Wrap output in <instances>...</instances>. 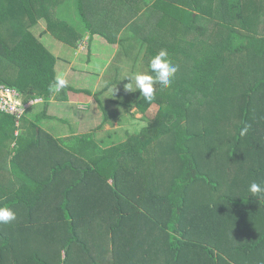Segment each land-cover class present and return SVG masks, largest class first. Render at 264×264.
<instances>
[{
    "label": "trees",
    "instance_id": "1",
    "mask_svg": "<svg viewBox=\"0 0 264 264\" xmlns=\"http://www.w3.org/2000/svg\"><path fill=\"white\" fill-rule=\"evenodd\" d=\"M256 1L254 15L264 19V0ZM245 7L243 0H0V86L14 89L26 106L20 116L0 106V207L16 215L0 224V264H99L85 254L72 257L76 245L88 250L80 235L92 229L96 207L93 219L105 220L114 236L127 216L159 214L162 222L147 234L158 242L153 254L127 251L130 264L264 259V232L252 228L264 211L245 210L264 209V191L221 188L231 170L246 164L236 165L235 158L253 148L264 150V32L250 27ZM143 18L153 22L149 46L133 31ZM104 25L115 26L119 38L110 37ZM131 28L133 34H123ZM47 34L73 47L86 36L89 43L102 35L128 54L137 49V38L146 43L143 65L148 68L164 49L177 72L169 87L155 85L152 101L133 91L136 113H142L138 120L145 122L139 128L131 124L135 132L122 127L124 136L116 130L97 139L111 116L108 109L94 131L57 137L60 128L43 129L52 117L46 106L54 98L66 100L74 88H51L57 56L42 41ZM122 76L94 93L85 91L101 102L111 87L131 83ZM36 99L43 108L30 103ZM112 114L120 123L136 118L131 109ZM75 198L81 203L76 207L87 205V219L72 210ZM50 230L56 242L45 244ZM143 232L131 233L128 242L140 238L142 243L145 226Z\"/></svg>",
    "mask_w": 264,
    "mask_h": 264
},
{
    "label": "rangeland",
    "instance_id": "2",
    "mask_svg": "<svg viewBox=\"0 0 264 264\" xmlns=\"http://www.w3.org/2000/svg\"><path fill=\"white\" fill-rule=\"evenodd\" d=\"M243 6L245 7V12L247 15H250V27L255 28L257 32L263 33L264 32V19L257 18V16L254 15V12L256 10L257 1L256 0H243ZM99 16L101 15L100 12H97ZM76 15V14H75ZM153 17H156L155 15ZM140 22V21H139ZM145 23V25H144ZM134 28L133 31L136 35H142V37L147 41L148 46L153 43V38L150 35V33H147L148 30L152 28L153 22H149L148 18H143ZM140 25V26H138ZM44 26V25H43ZM105 30L108 32L109 36L118 39L115 34V26L112 25H104ZM132 28L126 33V31H123V34L130 35L132 33ZM122 34V35H123ZM133 34V33H132ZM88 36L84 38L82 43L78 46V52L77 54H74V50L71 51L68 46L63 44V42L56 39L52 34H47L44 39H42L43 43L50 49V51L56 55L60 56V64L63 62H69L65 61L66 59H71L73 55L74 57V65L78 67L84 66V59L83 55H85V52H88L86 50V45L88 44ZM97 40V41H96ZM136 42L137 49H129V54L121 51L119 49V45L116 43H111L107 38H105L102 35H96L94 39L95 45L90 48V52L92 54V60L95 58L94 64L97 66L105 67L104 70V80L106 82H112L114 80H117L118 77L125 74L135 73L138 71H147L148 68L146 65H143L141 62H143L144 56L146 55V52H143L145 50L144 46H146V43L143 41L138 42L137 38L134 39ZM104 45V46H102ZM144 45V46H143ZM159 46V45H158ZM161 47V46H159ZM62 50V51H61ZM119 50V51H118ZM142 50V51H141ZM97 54H100L97 56ZM88 55V53H87ZM73 62V61H72ZM125 69H123V68ZM146 67V68H145ZM72 74L69 75V77L66 79L72 86L76 87H83L81 92L76 93L75 95H72V98L70 96V100L63 101L58 105L55 106V110H53L51 113L56 114L59 116L56 120L57 127L60 128L61 132L62 129H68V131L64 132V134H81V132H87L90 128H93V131L95 128L102 124L106 117L105 112L106 110L110 109L112 112H118L119 109H122L124 111L125 109H131L132 113H135L136 118H126V120L122 123L119 121L118 114H112L108 118V120L105 122L103 128L97 132L96 138H106L109 134L115 135L114 132L118 130V134L120 136H124V131H122V127H129L130 133L136 131L135 125L139 128L142 124L145 122L142 120H138L142 116V113H136V107L133 105L132 102H134L136 93L133 91H128L125 89L124 85L119 87H111L109 90L105 91L106 93L102 94L100 96L101 102L95 99V97L90 96L85 91L90 90L93 88V86L87 85L89 83V80H92L94 73L89 71H83V70H73L71 72ZM95 75H97L95 73ZM124 79H126L124 76H122ZM81 79V81H80ZM127 80L130 81V78H127ZM80 81V82H78ZM104 81V82H105ZM104 82L102 87H104ZM131 85L133 89H135V84L133 81H131ZM99 88L97 90H99ZM95 88H93L94 90ZM139 91V90H137ZM77 92V91H76ZM70 95V94H69ZM75 100H81L79 102H76ZM262 105L264 106V100H262ZM125 103H130V105L125 106ZM53 106V105H52ZM155 112V110H153ZM262 112H264V107L262 108ZM124 113V112H121ZM65 120V122L63 121ZM135 124V125H131ZM43 129L47 130L46 124L43 125ZM264 130L262 131V133ZM137 133V132H136ZM257 139V138H256ZM258 140V139H257ZM253 146V145H251ZM256 146V145H255ZM236 160L233 161L236 165H241L243 163H246L242 167H239L235 170H231L228 174V181L223 182L221 185V188H225L226 191L231 192H250L249 187L250 185L255 182L259 184L262 188H264V171L260 170L259 168L264 165V162L262 160L264 159V150L259 149L256 151L254 148L251 150H248L247 153H245L244 157L235 158ZM169 163V162H167ZM177 170V169H176ZM176 170H171L170 172H175ZM237 173V174H236ZM111 182V180L109 181ZM151 191H154L153 188L149 187L147 188ZM148 191V190H147ZM218 192L217 194H219ZM257 198V197H256ZM148 202V201H147ZM73 208L72 210L77 213H83L81 217L87 219L88 213V207L87 205H83V207H76L80 205L81 203L76 200V198L72 202ZM156 204V203H154ZM97 208V207H96ZM94 208L91 211V221L92 224L91 230L83 231L80 235L81 240L86 243V247H88V250L86 253H83L81 250V245H76L77 248L73 252L72 257L76 256H83L84 254L87 256H92L94 260L99 261V264H118L116 259V252H121V257H119V264H130L133 262H128L125 258V253L130 250L138 251L141 249L142 253H148L153 254L154 252V246L158 244L156 239H147V234H149V230L157 229L158 223L162 222V220L157 221L159 214H151L147 211L140 212L137 217L127 216L125 219H123V225L122 228L117 232L116 236H114L111 232H108L107 225H105V220L99 222V219H93V215L95 212L98 211V209ZM155 207H152V209H155ZM205 209V207H202ZM113 210V209H111ZM245 210H248L251 212V214L260 215L263 213L264 209L261 206H258V210L255 211L254 207L248 206ZM241 214H244L241 213ZM95 217V216H94ZM108 220L111 222L115 220V217L108 216ZM192 220V217L190 218ZM195 220V219H194ZM231 223V220L228 221ZM236 226L240 228L241 224H238L236 222ZM143 226L146 227V238H142V243L140 242V238L135 239V241L131 242L128 240L133 239L132 234L136 235V233H139L141 236L143 233ZM223 226H227V224L224 223ZM199 229L201 226L199 225ZM204 228V227H203ZM255 231L258 230V228L261 229V231L264 232V219L257 220L256 223L253 224L252 227ZM202 230V229H200ZM45 244L51 243L53 241L56 242V235L53 233V231H48V233L44 234ZM37 241V240H35ZM52 248V247H49ZM90 249V250H89ZM264 250V245L263 248ZM156 251V249H155ZM252 259V257H251ZM249 258H244L242 263L240 264H264V259H257V260H251ZM75 260V259H73ZM253 261V262H252ZM97 262V261H96ZM88 264H93L92 261L88 262Z\"/></svg>",
    "mask_w": 264,
    "mask_h": 264
},
{
    "label": "clouds",
    "instance_id": "3",
    "mask_svg": "<svg viewBox=\"0 0 264 264\" xmlns=\"http://www.w3.org/2000/svg\"><path fill=\"white\" fill-rule=\"evenodd\" d=\"M168 54L164 49H161L158 53L151 57L148 63L147 71H138L135 73L125 74L124 77L130 78V81H133L135 84V89H133L131 83L124 85L125 89L128 91L139 90L141 96L144 97L147 101H152L155 95V85L160 84L164 88H167L171 85L177 68L172 62L167 58ZM68 86V81L63 77V75H57L54 79V82L51 84V88L60 92L62 89ZM34 104L43 102L41 99ZM248 130L246 125L242 131L241 135H244ZM249 191L255 195L264 191L259 184L253 182ZM15 213L8 207H0V224H8L11 221L15 220Z\"/></svg>",
    "mask_w": 264,
    "mask_h": 264
},
{
    "label": "crops",
    "instance_id": "4",
    "mask_svg": "<svg viewBox=\"0 0 264 264\" xmlns=\"http://www.w3.org/2000/svg\"><path fill=\"white\" fill-rule=\"evenodd\" d=\"M88 38H89V36H88ZM94 39H95V37L93 38V40L91 41V42H89L87 45H86V50L88 51V52H85V55L84 54H82L83 55V59H84V66H82V67H78V66H75L74 65V57H75V55H73L72 56V58L70 59H66L65 61H69L68 63L67 62H63L62 64H60V59H61V57L60 56H57V63H56V72H57V75H63V77L65 78V79H67L68 77H69V75L70 74H72L71 72L73 71V70H83V71H89V72H93L94 73V71H95V73L97 74V75H95V73H94V75H93V77L91 78L92 80H90V79H88L89 80V83L87 84L88 86H89V88H90V86H93V88H95L94 90H93V88L92 89H90V91L91 92H96L97 91V89L99 88V87H102V85H103V82L105 81L104 80V70H105V67H100V66H97L96 64H94V61H95V58L92 60V54H91V52H90V48H92L93 47V45L94 46H97L98 44H96L95 45V43H94ZM97 41V40H96ZM81 44V43H80ZM80 44H78V46L80 45ZM118 45V44H117ZM68 47H69V49H71V51H73L74 50V54H77V52H78V46H76V47H73V46H69V45H67ZM102 46H104V45H102ZM62 51V50H61ZM87 53H88V55H87ZM98 55H100V54H97V56ZM73 61V62H72ZM80 81H81V79H80ZM80 81H78V82H80ZM69 86H71V87H73L74 89V91H72V90H70L69 92H68V96H67V98H66V100H57V99H52L51 100V102H50V104H48L47 106H46V109H47V113H49V114H51V118L50 119H47V120H45L47 123H46V126H47V130L49 131V132H54V130L55 129H58V127H57V123H56V120L55 119H58L59 118V116L58 115H56V114H52L53 112V110H55V106L57 107L58 105H60V103H62L63 101H68V100H70V96H71V94L72 95H75L76 93H78V92H81V90L83 89V87L81 88V87H74V86H72L70 83H69ZM100 89V88H99ZM76 90H80V91H77L76 92ZM87 90V89H86ZM70 94V95H69ZM91 95H89V97H90ZM71 98H72V96H71ZM76 102H79V101H81V100H75ZM41 104H43V103H41ZM41 104H39V103H37L36 105H35V109L36 108H43L44 106V104L43 105H41ZM53 105V106H52ZM52 113H51V112ZM60 119V118H59ZM58 130H60V129H58ZM64 132H65V129H62V132L61 133H56V135H57V137H59V135H60V137H67V136H69L70 134H64ZM59 134V135H58Z\"/></svg>",
    "mask_w": 264,
    "mask_h": 264
},
{
    "label": "built area",
    "instance_id": "5",
    "mask_svg": "<svg viewBox=\"0 0 264 264\" xmlns=\"http://www.w3.org/2000/svg\"><path fill=\"white\" fill-rule=\"evenodd\" d=\"M17 93L14 89L5 88L0 86V106L3 110H9L16 113L18 116L23 114L26 106L22 107V103L17 99ZM38 100H32L30 103L33 104ZM28 106V105H27Z\"/></svg>",
    "mask_w": 264,
    "mask_h": 264
}]
</instances>
